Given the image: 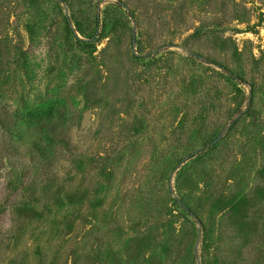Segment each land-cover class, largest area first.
I'll list each match as a JSON object with an SVG mask.
<instances>
[{
	"label": "rangeland",
	"instance_id": "374dc122",
	"mask_svg": "<svg viewBox=\"0 0 264 264\" xmlns=\"http://www.w3.org/2000/svg\"><path fill=\"white\" fill-rule=\"evenodd\" d=\"M28 104L69 147L1 163L0 264H264V0H0Z\"/></svg>",
	"mask_w": 264,
	"mask_h": 264
},
{
	"label": "trees",
	"instance_id": "16d2710c",
	"mask_svg": "<svg viewBox=\"0 0 264 264\" xmlns=\"http://www.w3.org/2000/svg\"><path fill=\"white\" fill-rule=\"evenodd\" d=\"M53 110L52 104H28L15 113L0 110V167L5 158L9 159V163L10 159L14 160L13 165L23 158L47 169L58 152H64V148L68 152V136L58 131L65 120H54ZM246 113L250 114L249 111ZM22 128L26 132H35L31 133L27 143H23Z\"/></svg>",
	"mask_w": 264,
	"mask_h": 264
},
{
	"label": "water",
	"instance_id": "95a60500",
	"mask_svg": "<svg viewBox=\"0 0 264 264\" xmlns=\"http://www.w3.org/2000/svg\"><path fill=\"white\" fill-rule=\"evenodd\" d=\"M218 140L215 141V143L217 142Z\"/></svg>",
	"mask_w": 264,
	"mask_h": 264
}]
</instances>
